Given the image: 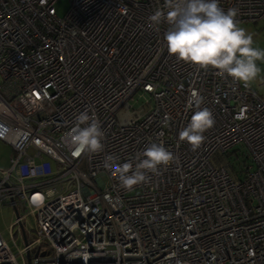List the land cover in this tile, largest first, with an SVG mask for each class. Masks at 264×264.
<instances>
[{
  "label": "built area",
  "instance_id": "2783aa9c",
  "mask_svg": "<svg viewBox=\"0 0 264 264\" xmlns=\"http://www.w3.org/2000/svg\"><path fill=\"white\" fill-rule=\"evenodd\" d=\"M58 1L0 0V206L17 249L0 235V264H264V98L169 55L168 24L149 26L166 0H64L63 16ZM219 4L239 26L264 20V0ZM193 90L215 119L196 151L179 140ZM85 110L104 150L74 157ZM150 142L176 159L122 188L105 158L135 165Z\"/></svg>",
  "mask_w": 264,
  "mask_h": 264
},
{
  "label": "clouds",
  "instance_id": "9594fccd",
  "mask_svg": "<svg viewBox=\"0 0 264 264\" xmlns=\"http://www.w3.org/2000/svg\"><path fill=\"white\" fill-rule=\"evenodd\" d=\"M166 8L167 12L158 9L149 17V26L168 24L164 42L169 55L205 71L215 70L217 76L230 77L245 87L260 74L257 62H264V49L255 47L253 35L239 26L238 9L225 11L219 0H166ZM203 103L204 97L193 90L187 105L195 111L179 132V140L186 141L192 151L200 148L204 133L215 124L211 110L201 107ZM104 136L99 120L85 110L75 117L65 143L74 157H80L102 152ZM136 159L135 165L121 164L117 157L109 155L104 167L112 171L122 188L130 191L149 182V174L159 175L161 168H166L176 157L163 142H150Z\"/></svg>",
  "mask_w": 264,
  "mask_h": 264
},
{
  "label": "rangeland",
  "instance_id": "374dc122",
  "mask_svg": "<svg viewBox=\"0 0 264 264\" xmlns=\"http://www.w3.org/2000/svg\"><path fill=\"white\" fill-rule=\"evenodd\" d=\"M56 10L59 16H63V14L67 10V2L64 0H59L56 3ZM240 27L246 29L248 33L253 35L254 46L264 49V20H259L256 23H246L242 24ZM258 66L261 68L260 74L257 78L250 82L249 86L251 90L257 94L258 96L264 98V62H257ZM0 88V93L1 92ZM141 100L139 102L132 103V108H138L141 104ZM12 154V150L10 146L0 143V171L7 169L9 167V158ZM231 161H234V158H231ZM13 215L12 211L9 207L0 206V235L7 243V245L11 248V251L15 254L17 249L13 246L11 234L9 230V226L12 222ZM29 224L27 227L32 225L33 220L31 217L28 218ZM16 245L20 249L22 248V243L20 241L19 236L15 235Z\"/></svg>",
  "mask_w": 264,
  "mask_h": 264
},
{
  "label": "crops",
  "instance_id": "0c3cea01",
  "mask_svg": "<svg viewBox=\"0 0 264 264\" xmlns=\"http://www.w3.org/2000/svg\"><path fill=\"white\" fill-rule=\"evenodd\" d=\"M0 143H4V142H2V141H0ZM4 144H6V143H4ZM7 145V144H6ZM9 146V145H8ZM11 148V147H10ZM12 150V149H11ZM12 155V154H11ZM10 159V158H9Z\"/></svg>",
  "mask_w": 264,
  "mask_h": 264
}]
</instances>
